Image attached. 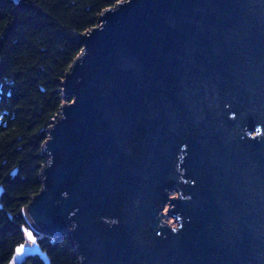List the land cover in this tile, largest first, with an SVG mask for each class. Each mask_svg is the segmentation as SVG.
I'll return each instance as SVG.
<instances>
[{"label": "water", "instance_id": "95a60500", "mask_svg": "<svg viewBox=\"0 0 264 264\" xmlns=\"http://www.w3.org/2000/svg\"><path fill=\"white\" fill-rule=\"evenodd\" d=\"M77 41L7 264H51L37 234L76 264H264V0H118Z\"/></svg>", "mask_w": 264, "mask_h": 264}, {"label": "trees", "instance_id": "16d2710c", "mask_svg": "<svg viewBox=\"0 0 264 264\" xmlns=\"http://www.w3.org/2000/svg\"><path fill=\"white\" fill-rule=\"evenodd\" d=\"M116 1L0 0V264L28 242L23 208L41 188L42 143L64 102L61 81L81 50L77 36ZM36 237L51 264H76L66 235Z\"/></svg>", "mask_w": 264, "mask_h": 264}, {"label": "flooded vegetation", "instance_id": "af4514ba", "mask_svg": "<svg viewBox=\"0 0 264 264\" xmlns=\"http://www.w3.org/2000/svg\"><path fill=\"white\" fill-rule=\"evenodd\" d=\"M172 192H174V191H172ZM174 193H175V192H174ZM170 196H172V195H170ZM165 207H167V205H165ZM24 245H28V246H30L31 243L28 241V242L24 243ZM35 260H39V258L36 257V256H32V257L27 258L22 264H33V262H34ZM42 264H43V263H42Z\"/></svg>", "mask_w": 264, "mask_h": 264}, {"label": "rangeland", "instance_id": "374dc122", "mask_svg": "<svg viewBox=\"0 0 264 264\" xmlns=\"http://www.w3.org/2000/svg\"><path fill=\"white\" fill-rule=\"evenodd\" d=\"M170 195L175 196L176 193L170 192ZM166 209H167V207L164 208V216H163V219L165 221H167L170 225H173V226L176 225V223L174 222V220L171 217L166 216Z\"/></svg>", "mask_w": 264, "mask_h": 264}, {"label": "snow or ice", "instance_id": "6c2138e0", "mask_svg": "<svg viewBox=\"0 0 264 264\" xmlns=\"http://www.w3.org/2000/svg\"><path fill=\"white\" fill-rule=\"evenodd\" d=\"M19 251V250H18Z\"/></svg>", "mask_w": 264, "mask_h": 264}]
</instances>
